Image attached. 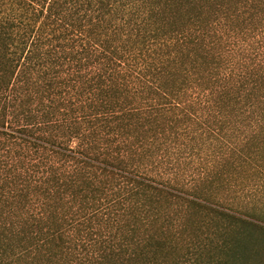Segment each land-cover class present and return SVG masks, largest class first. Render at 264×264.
Here are the masks:
<instances>
[{
  "label": "trees",
  "instance_id": "1",
  "mask_svg": "<svg viewBox=\"0 0 264 264\" xmlns=\"http://www.w3.org/2000/svg\"><path fill=\"white\" fill-rule=\"evenodd\" d=\"M222 190L264 195V0H0V264H251Z\"/></svg>",
  "mask_w": 264,
  "mask_h": 264
},
{
  "label": "rangeland",
  "instance_id": "2",
  "mask_svg": "<svg viewBox=\"0 0 264 264\" xmlns=\"http://www.w3.org/2000/svg\"><path fill=\"white\" fill-rule=\"evenodd\" d=\"M221 201V206L225 209H229L231 206H234L232 210L236 213L241 212L238 208L247 209L248 212L254 217H247V221L254 222L258 224L257 227H249L243 225L241 223L228 225V220L219 216L213 215L211 212H205L204 210L193 212L192 220L198 221L199 219L206 220L207 223H210V226L203 230L205 234H208L206 240L209 239L208 244L216 248L221 249V247L229 248L231 251L234 248H237L236 244H234L233 237L239 234L238 238L245 239L248 234H254V237L257 238L258 241L264 240V195H260L257 193L256 195H248L244 196L241 194H237L236 196H229L226 191H221V195L219 199ZM216 206V205H213ZM231 210V211H232ZM242 218H246L242 214H239ZM216 224H224L227 227H223L220 230H213ZM233 236V237H232ZM240 246L246 245L243 241L239 243ZM264 246V241L262 242V247ZM229 264V263H228ZM251 264H264V247L262 250L257 252L256 260L251 261Z\"/></svg>",
  "mask_w": 264,
  "mask_h": 264
}]
</instances>
